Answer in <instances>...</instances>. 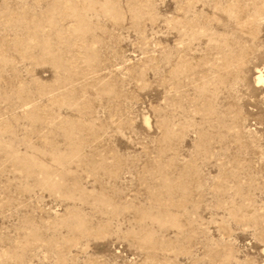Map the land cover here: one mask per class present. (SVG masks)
<instances>
[{"label":"rangeland","instance_id":"1","mask_svg":"<svg viewBox=\"0 0 264 264\" xmlns=\"http://www.w3.org/2000/svg\"><path fill=\"white\" fill-rule=\"evenodd\" d=\"M264 0H0V264H264Z\"/></svg>","mask_w":264,"mask_h":264},{"label":"bare ground","instance_id":"2","mask_svg":"<svg viewBox=\"0 0 264 264\" xmlns=\"http://www.w3.org/2000/svg\"><path fill=\"white\" fill-rule=\"evenodd\" d=\"M258 81H259L260 83H263V84H264V75H263V74L259 75V77H258Z\"/></svg>","mask_w":264,"mask_h":264}]
</instances>
